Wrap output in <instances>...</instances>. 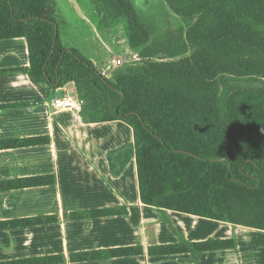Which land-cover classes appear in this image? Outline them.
Segmentation results:
<instances>
[{
    "label": "trees",
    "instance_id": "obj_1",
    "mask_svg": "<svg viewBox=\"0 0 264 264\" xmlns=\"http://www.w3.org/2000/svg\"><path fill=\"white\" fill-rule=\"evenodd\" d=\"M105 1L113 16L125 18L133 47L169 55L185 50L181 32L162 29L134 0ZM233 3L234 0H208L192 9V14L207 16L219 12L225 17V24H232L230 40L241 41L249 33L235 27L238 19ZM17 36L27 38L31 60L27 70L34 82L50 89L75 82L84 103L100 93L101 107L92 106L103 117L88 119L82 109L85 119L123 120L133 128L134 143L110 150L108 160L112 173L120 175L130 160L136 158L144 203L161 210L169 208L264 229V88L250 87L234 93L218 122L199 114L186 99L180 101L178 95L167 94L154 83L130 77L112 80L79 49L63 44L54 0H0V39ZM247 44L245 48L249 47ZM226 69L261 72L264 64L255 66L244 60ZM44 140L49 142V136L5 139L0 140V148ZM55 183V174L17 177L0 180V191ZM117 212L114 208L84 209L73 211L71 217L95 218ZM56 220V215L39 214L0 221V229ZM234 246V239L191 242L181 236L178 243L152 246L149 251L198 254ZM142 251L140 246H128L73 252L71 258L80 261ZM64 259L59 254L0 264H45Z\"/></svg>",
    "mask_w": 264,
    "mask_h": 264
},
{
    "label": "crops",
    "instance_id": "obj_2",
    "mask_svg": "<svg viewBox=\"0 0 264 264\" xmlns=\"http://www.w3.org/2000/svg\"><path fill=\"white\" fill-rule=\"evenodd\" d=\"M99 68L98 60L91 58ZM26 37L0 39V140L41 138L49 142L0 148V180L55 174L56 183L0 191V221L56 215L57 220L0 229V262L57 256L45 264H264V229L163 209L143 202L135 157L120 175L110 168L108 152L134 143L123 120H86L75 82L57 89L34 82ZM100 69V68H99ZM78 99L70 109L54 99ZM114 208L118 212L75 219L77 210ZM234 239L235 246L213 250L151 254L156 245ZM140 246L131 255L76 261L73 252Z\"/></svg>",
    "mask_w": 264,
    "mask_h": 264
},
{
    "label": "rangeland",
    "instance_id": "obj_3",
    "mask_svg": "<svg viewBox=\"0 0 264 264\" xmlns=\"http://www.w3.org/2000/svg\"><path fill=\"white\" fill-rule=\"evenodd\" d=\"M134 1L162 29L174 28L182 33L186 45L182 53H147L133 47L125 18L113 16L105 0H54L63 44L76 47L90 59L95 57L100 71L108 74L102 73L104 76L115 81L130 77L154 83L218 122L234 93L250 87L264 88V70L248 73L226 69L244 60L255 66L264 64V0H234L232 9L238 19L235 27L249 33L235 42L228 36L232 24H225L219 12L192 14V9L208 0ZM246 44L249 47L245 48ZM116 59L121 62L114 63ZM99 100L101 94L97 93L92 101L82 102L86 118L103 117L93 108L101 107Z\"/></svg>",
    "mask_w": 264,
    "mask_h": 264
},
{
    "label": "built area",
    "instance_id": "obj_4",
    "mask_svg": "<svg viewBox=\"0 0 264 264\" xmlns=\"http://www.w3.org/2000/svg\"><path fill=\"white\" fill-rule=\"evenodd\" d=\"M121 62V59H116L114 60V63L118 64ZM103 74L108 75L105 70L102 71ZM77 103V100H75L72 96L70 95H63L59 96L54 99V104L58 108L62 109H70L74 107Z\"/></svg>",
    "mask_w": 264,
    "mask_h": 264
}]
</instances>
